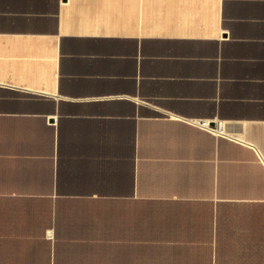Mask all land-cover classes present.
Segmentation results:
<instances>
[{
	"label": "crops",
	"instance_id": "0c3cea01",
	"mask_svg": "<svg viewBox=\"0 0 264 264\" xmlns=\"http://www.w3.org/2000/svg\"><path fill=\"white\" fill-rule=\"evenodd\" d=\"M0 264H264V0H0Z\"/></svg>",
	"mask_w": 264,
	"mask_h": 264
},
{
	"label": "built area",
	"instance_id": "2783aa9c",
	"mask_svg": "<svg viewBox=\"0 0 264 264\" xmlns=\"http://www.w3.org/2000/svg\"><path fill=\"white\" fill-rule=\"evenodd\" d=\"M189 122H190V124H192L198 128H201L203 130H206L212 134L223 135V131L221 129L220 124L212 125L206 120H191Z\"/></svg>",
	"mask_w": 264,
	"mask_h": 264
}]
</instances>
